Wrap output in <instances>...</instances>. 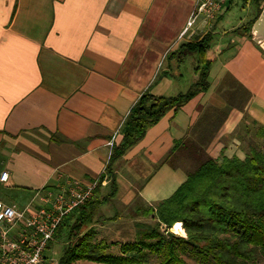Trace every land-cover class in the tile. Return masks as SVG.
Listing matches in <instances>:
<instances>
[{"label":"crops","instance_id":"0c3cea01","mask_svg":"<svg viewBox=\"0 0 264 264\" xmlns=\"http://www.w3.org/2000/svg\"><path fill=\"white\" fill-rule=\"evenodd\" d=\"M196 2L0 0L1 203L25 206L59 181L100 179L105 191L113 182L120 206H154L187 178V163L175 162L192 160L173 151L177 143L218 161L245 158L242 134L264 127V52L252 42L255 4L232 0L217 20L189 28L212 35L207 89L167 112L102 176L145 92L171 98L196 84L171 55Z\"/></svg>","mask_w":264,"mask_h":264},{"label":"trees","instance_id":"16d2710c","mask_svg":"<svg viewBox=\"0 0 264 264\" xmlns=\"http://www.w3.org/2000/svg\"><path fill=\"white\" fill-rule=\"evenodd\" d=\"M253 3L258 17L264 0H253ZM211 37L207 32L204 36L193 37L185 45V52L198 54L203 65L191 90L176 98L155 97L145 92L132 107L121 129L122 142L112 148L106 167L108 176L111 165L136 145L153 124L170 110L179 109L197 92L207 89L208 69L213 61ZM255 138L246 145L248 152L243 160L223 158L218 161L200 148L177 143L173 151H184L192 162H183L187 163L185 182L168 199L156 205V224L136 243L119 244L118 255L105 253L103 242H92L95 233L86 232L73 247L64 250L56 264L78 261L96 264H264L263 126L256 127ZM99 189L100 184L95 191ZM108 193L114 197L112 181ZM89 204L93 202L67 215L56 229L53 240L64 230L68 231V241L75 238L92 219V210L87 212L86 209ZM173 225H177L176 230L181 227V236H167V230Z\"/></svg>","mask_w":264,"mask_h":264},{"label":"built area","instance_id":"2783aa9c","mask_svg":"<svg viewBox=\"0 0 264 264\" xmlns=\"http://www.w3.org/2000/svg\"><path fill=\"white\" fill-rule=\"evenodd\" d=\"M228 1L197 0L182 35L199 17L206 22L214 20ZM105 174L106 168L102 176ZM7 180L8 173L2 172L0 183ZM103 181L98 179L86 186L77 181H59L38 191L25 206L0 202V264H45V253L62 220L86 204L97 185L105 184Z\"/></svg>","mask_w":264,"mask_h":264},{"label":"rangeland","instance_id":"374dc122","mask_svg":"<svg viewBox=\"0 0 264 264\" xmlns=\"http://www.w3.org/2000/svg\"><path fill=\"white\" fill-rule=\"evenodd\" d=\"M245 7H251L253 0L243 1L241 0ZM219 14L214 20L219 18ZM203 18L199 17L198 19ZM197 19V20H198ZM204 19V18H203ZM205 20V19H204ZM213 20V21H214ZM196 22V21H195ZM194 22V24H195ZM193 24V25H194ZM192 25V26H193ZM193 28V27H192ZM206 33H201L198 36H204ZM195 34L187 31L181 38L180 43L172 51L173 60L177 64H184V67L188 64V73L191 75L195 72V76L198 79L199 71L202 68V59L196 53H186L185 45L192 41ZM201 61V62H200ZM179 96V95H178ZM177 97V96H176ZM171 97V98H176ZM247 134H242L243 140L245 141V146L256 140V128L247 129ZM257 142V141H256ZM261 144V142H259ZM248 152V151H246ZM247 154V153H246ZM178 156V155H177ZM176 164H184L183 162H175ZM93 202V205H86L87 212L92 210V219L90 222L85 223L81 228L77 236L67 240V230H64L62 235L53 240L49 250L46 251L45 257L47 262L45 264H50L51 262L57 263L60 256L63 254L64 250L69 246L73 247L81 234L93 231L95 237L92 240L93 243L103 242L104 252L107 254L118 255L120 253L119 244H132L140 240V236L148 230V228L153 227L156 224L155 209L156 205H147L141 201H137L133 206H120L104 189L94 190L92 197L89 200ZM88 201V202H89ZM85 205V204H84ZM93 206V208L91 207ZM79 214V213H78ZM77 214V215H78ZM73 222V219L69 221ZM172 226L171 229L167 230L174 233L176 236H181V227L177 228ZM188 261V260H187ZM153 260H151V263ZM74 264H96L89 261H78Z\"/></svg>","mask_w":264,"mask_h":264},{"label":"water","instance_id":"95a60500","mask_svg":"<svg viewBox=\"0 0 264 264\" xmlns=\"http://www.w3.org/2000/svg\"><path fill=\"white\" fill-rule=\"evenodd\" d=\"M251 36L252 42L258 45L259 48L264 52V8L251 27ZM166 234L170 238L176 236L170 231H167Z\"/></svg>","mask_w":264,"mask_h":264}]
</instances>
